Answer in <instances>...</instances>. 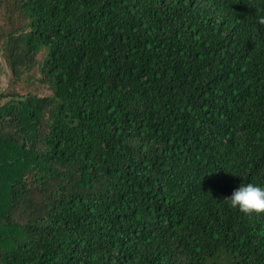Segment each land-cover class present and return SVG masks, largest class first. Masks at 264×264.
I'll return each instance as SVG.
<instances>
[{
	"label": "trees",
	"instance_id": "trees-1",
	"mask_svg": "<svg viewBox=\"0 0 264 264\" xmlns=\"http://www.w3.org/2000/svg\"><path fill=\"white\" fill-rule=\"evenodd\" d=\"M264 0H0V264H264Z\"/></svg>",
	"mask_w": 264,
	"mask_h": 264
},
{
	"label": "clouds",
	"instance_id": "clouds-1",
	"mask_svg": "<svg viewBox=\"0 0 264 264\" xmlns=\"http://www.w3.org/2000/svg\"><path fill=\"white\" fill-rule=\"evenodd\" d=\"M264 23V16L260 18ZM233 208L245 214L264 213V184L241 182L231 195L224 198Z\"/></svg>",
	"mask_w": 264,
	"mask_h": 264
},
{
	"label": "rangeland",
	"instance_id": "rangeland-1",
	"mask_svg": "<svg viewBox=\"0 0 264 264\" xmlns=\"http://www.w3.org/2000/svg\"><path fill=\"white\" fill-rule=\"evenodd\" d=\"M6 86H7L6 79L5 78H1V80H0V91L5 90Z\"/></svg>",
	"mask_w": 264,
	"mask_h": 264
}]
</instances>
